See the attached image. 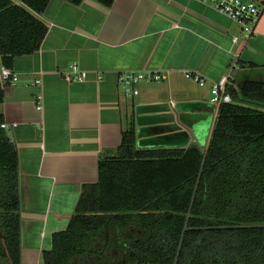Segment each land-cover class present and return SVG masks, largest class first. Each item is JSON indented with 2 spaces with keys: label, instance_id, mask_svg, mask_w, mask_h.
<instances>
[{
  "label": "crops",
  "instance_id": "0c3cea01",
  "mask_svg": "<svg viewBox=\"0 0 264 264\" xmlns=\"http://www.w3.org/2000/svg\"><path fill=\"white\" fill-rule=\"evenodd\" d=\"M256 1L263 10L246 42L237 23L199 0H114L109 7L96 0L49 1L41 14L48 27L42 43L15 57L11 69L19 80L5 85L0 103L18 157L20 264H43L42 251L66 228L82 185L97 181L99 157L116 153L130 121L135 141L139 115L165 121L172 112L202 136L211 115L192 101L209 102L213 81H264V0ZM72 63L86 72L84 80L62 76ZM127 69H159L167 79L142 81L137 94L125 95L116 76ZM186 69L200 72L206 84L184 77Z\"/></svg>",
  "mask_w": 264,
  "mask_h": 264
},
{
  "label": "trees",
  "instance_id": "16d2710c",
  "mask_svg": "<svg viewBox=\"0 0 264 264\" xmlns=\"http://www.w3.org/2000/svg\"><path fill=\"white\" fill-rule=\"evenodd\" d=\"M49 1L0 0V103L1 68L39 49ZM225 90L231 100L220 103L176 264H264V225L250 226L264 224V81ZM2 122L0 112V264H20L18 157ZM202 157L196 142L137 148L130 121L43 264H173Z\"/></svg>",
  "mask_w": 264,
  "mask_h": 264
},
{
  "label": "built area",
  "instance_id": "2783aa9c",
  "mask_svg": "<svg viewBox=\"0 0 264 264\" xmlns=\"http://www.w3.org/2000/svg\"><path fill=\"white\" fill-rule=\"evenodd\" d=\"M200 2L211 5L217 11L228 16L233 22L237 23L240 28L241 37L246 42L255 34L256 26L262 14L263 5L258 4L256 0H199ZM239 35H232V42H237ZM72 70H66L62 76L68 80L82 81L86 77V72L79 69L75 63L71 64ZM186 78L192 79L198 85L206 84V77L195 70L186 69L183 71ZM101 76V75H100ZM1 77L8 84H15L18 80V74L10 68H1ZM167 79V72L159 69L135 70L127 69L117 72L116 81L121 86L125 95H135L138 93L137 85L146 80H163ZM227 76H223L211 83L210 98L212 103L228 102L231 100L230 94L225 90L227 85ZM33 84H41V79L37 78ZM37 107H42V94L37 95ZM173 104V103H171ZM1 127L6 128V123H1Z\"/></svg>",
  "mask_w": 264,
  "mask_h": 264
},
{
  "label": "water",
  "instance_id": "95a60500",
  "mask_svg": "<svg viewBox=\"0 0 264 264\" xmlns=\"http://www.w3.org/2000/svg\"><path fill=\"white\" fill-rule=\"evenodd\" d=\"M192 102L202 104L206 109L205 110H203L202 108L201 109L204 112H208V114L211 115L210 128L207 132L202 133V136L198 133V131L195 129V127L193 125H191L189 120H184L183 118H181V116H179V118L176 117L174 112L171 113L170 119H167L165 121L145 120L146 117L152 116V115H139L137 117V120H136L137 124L139 125V128L136 129V146H137V148L185 147L191 142H196L200 146V148L203 150L201 168H200L198 175H197V180H196L194 190L192 193V197H191V200L189 203L188 211L186 213V219H185L184 226H183V229L181 232V237L179 240V244L177 247L176 255L174 257L173 264H176V262H177L182 237H183L184 231L188 228L187 221H188V218L190 216V210H191L193 200H194V196H195V192H196V189L198 186V181H199L201 169H202V166L204 164L206 151H207V148H208V145L210 142L213 126H214L215 119L217 117V113H218L219 106H220L219 102L216 104L212 103L210 101L209 102L192 101ZM169 106L175 107V104L169 103ZM148 118H152V117H148ZM183 125H186V129H183ZM144 128L149 129L150 131L145 133V134H141L140 130H143ZM177 134H183L185 137L184 141H182L181 143H176L174 141L165 140L166 138H172L173 136H176ZM143 136H149V137L144 138ZM262 225H264V224H252L250 226H262Z\"/></svg>",
  "mask_w": 264,
  "mask_h": 264
}]
</instances>
